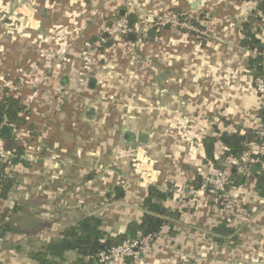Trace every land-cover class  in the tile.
Listing matches in <instances>:
<instances>
[{
	"label": "crops",
	"instance_id": "crops-1",
	"mask_svg": "<svg viewBox=\"0 0 264 264\" xmlns=\"http://www.w3.org/2000/svg\"><path fill=\"white\" fill-rule=\"evenodd\" d=\"M18 1L0 0V98L8 89L29 109L15 137L32 159L10 166L20 181L0 198V225H8L0 264H38L30 253L86 216L121 238L142 220L149 184L180 216L169 221L171 247L160 239L134 264H264V160L229 187L250 218L232 222L233 234H218L225 211L207 192L193 209L179 208L178 193L219 167L223 134L253 140L263 122L251 62L260 57L264 68L259 0H36L29 16ZM174 12L207 34L171 24L154 37L102 31L119 16L140 24ZM248 33L256 46L244 43ZM138 58L150 67L136 70ZM207 138L215 139L214 160Z\"/></svg>",
	"mask_w": 264,
	"mask_h": 264
},
{
	"label": "trees",
	"instance_id": "trees-1",
	"mask_svg": "<svg viewBox=\"0 0 264 264\" xmlns=\"http://www.w3.org/2000/svg\"><path fill=\"white\" fill-rule=\"evenodd\" d=\"M258 6L264 12V0H259ZM180 18L183 19L184 15H181ZM127 20L131 26L137 24L136 18L132 15L127 16ZM248 36L249 39L245 40L244 43L250 47L256 46L258 42L257 37L252 33H248ZM251 62L255 67V76L264 73L262 59L260 57L253 59ZM29 114V109L21 99L6 89L2 98H0L1 135L3 129L6 127H1L2 124L14 123L20 128L26 123ZM3 137L6 139L7 148L12 151L13 157H15V160L11 157L7 162L0 163V198L6 199L9 191L20 181V178L10 171V166L21 161L26 153L24 148L17 143L16 137L13 134ZM221 139L227 147L226 154L234 155H240L248 147V142L251 140L250 138L246 139L239 133H225ZM214 142V138H207L205 140L207 156L210 160H214ZM218 162L220 163L219 159ZM236 173H238V170L235 171ZM263 183L264 177L260 175L258 187L261 188ZM118 196H122V193ZM166 198V192L160 190L156 185L149 184L148 196L143 203L145 213L142 220L140 222H131L126 232L121 235V238L125 239L133 236L137 230H143L144 233L158 232L171 218H178L180 216L179 211L169 210L163 206L162 202ZM232 222L235 221L226 216L218 226V234L222 236L233 234L235 228L231 225ZM6 230H8L7 223H2L0 225V237H3L4 231ZM117 239V237L112 236L106 237V232L102 230L101 218L97 216H86L67 227L62 233V237L51 240L40 250L32 251L29 257L38 264H93V257L102 249L116 244ZM217 240L220 242L223 241V239ZM70 251L76 255L73 261H69L66 257Z\"/></svg>",
	"mask_w": 264,
	"mask_h": 264
},
{
	"label": "built area",
	"instance_id": "built-area-1",
	"mask_svg": "<svg viewBox=\"0 0 264 264\" xmlns=\"http://www.w3.org/2000/svg\"><path fill=\"white\" fill-rule=\"evenodd\" d=\"M36 0H20V4L31 7ZM31 9V8H30ZM181 14L174 12L165 17L161 22L149 21L147 23H140L131 26L128 23L127 16H119L111 20L102 28L104 34L121 35L128 37L130 34H136L144 38L147 32L151 29H158L164 25H174L178 28H190V30L198 31L202 34H207L191 23H188L180 18ZM136 70L148 66L147 61L137 59ZM255 89L259 93L263 101L264 112V73L254 76ZM64 103L63 96H58V103L56 108ZM6 126L12 129L13 136H17L20 128L14 123H4L1 127ZM255 139L248 142V147L240 154H226V150H219L217 152L220 161V167L214 172L205 175L202 185L197 188L192 184H183L179 187L181 201L179 208L193 209L197 206V197L200 191L207 192L211 197L214 205L220 206L224 209L225 215L232 218L234 221H250L248 215L241 213L237 209V205L233 200L229 187L234 180L235 171L238 170L243 177H249L253 173L252 167L261 164L264 160V117L262 124L255 131ZM6 139L1 135L0 131V163L7 162L13 153L6 146ZM23 156V158H30L32 156ZM172 231L170 222L165 223L158 232L144 233L143 230H137L133 236L122 239L121 244H114L110 247L102 249L96 256L93 257V264H134L136 261L144 259L147 255L153 252L154 247L160 239H166L165 248L169 249L170 242L168 241Z\"/></svg>",
	"mask_w": 264,
	"mask_h": 264
},
{
	"label": "water",
	"instance_id": "water-1",
	"mask_svg": "<svg viewBox=\"0 0 264 264\" xmlns=\"http://www.w3.org/2000/svg\"><path fill=\"white\" fill-rule=\"evenodd\" d=\"M41 15H42V17L45 18L47 16L46 10H44ZM43 25H44V21H41L40 27H43ZM155 34H156V30L155 29H151V30H149L147 32V37H154ZM128 37L133 38L134 37V34H130ZM259 48H260V50H262V45H260ZM2 135L3 136H6V137L12 135V129L10 127H5L3 129V131H2ZM138 146H140V143L133 144L132 145V148L133 149H136ZM132 157L135 158V155H132ZM13 160H15V157H13ZM254 169H256V166H253L252 167V171ZM121 243H122V238H118L117 239V244H121Z\"/></svg>",
	"mask_w": 264,
	"mask_h": 264
},
{
	"label": "rangeland",
	"instance_id": "rangeland-1",
	"mask_svg": "<svg viewBox=\"0 0 264 264\" xmlns=\"http://www.w3.org/2000/svg\"><path fill=\"white\" fill-rule=\"evenodd\" d=\"M18 7L17 8H20V10L21 11H23V13L25 12L26 13V15L27 16H29V14L30 15H33L32 13H30V11H31V9L33 8V7H35V5L34 4H32L31 5V7L30 6H28V5H24V4H20V0L18 1V5H17ZM31 8V9H30ZM23 15V14H22ZM169 15V14H168ZM168 15L167 16H165V17H168ZM21 16V15H20ZM31 18H33L32 16H30ZM165 17H163V18H156V19H154L153 21H159V22H161V21H163L164 19H166ZM19 18H21V17H19ZM185 18V19H184ZM184 18H183V20H185L187 23H188V25L190 24V17H185L184 16ZM150 21H152V20H150ZM147 22H149V21H145L144 22V24L145 23H147ZM181 31H183L184 29L183 28H179ZM185 29H188V30H185V31H189L190 32V28H185ZM184 31V32H185ZM142 61H144L143 59H141ZM139 65H137L136 64V62L134 63V68L136 69V67H138ZM148 67H150V65L148 64V66L146 67V68H148Z\"/></svg>",
	"mask_w": 264,
	"mask_h": 264
}]
</instances>
